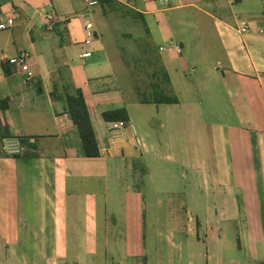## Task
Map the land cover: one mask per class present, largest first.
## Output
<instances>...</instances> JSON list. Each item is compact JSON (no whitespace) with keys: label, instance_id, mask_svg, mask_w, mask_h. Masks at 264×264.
I'll return each instance as SVG.
<instances>
[{"label":"crops","instance_id":"crops-1","mask_svg":"<svg viewBox=\"0 0 264 264\" xmlns=\"http://www.w3.org/2000/svg\"><path fill=\"white\" fill-rule=\"evenodd\" d=\"M117 1L0 0V23L14 18L0 29V264H261L264 0ZM22 51L31 75L8 62ZM78 88L99 156L67 109ZM155 88L178 101H143ZM115 108L129 119L113 144ZM152 156L178 158L188 189L151 257Z\"/></svg>","mask_w":264,"mask_h":264},{"label":"rangeland","instance_id":"rangeland-1","mask_svg":"<svg viewBox=\"0 0 264 264\" xmlns=\"http://www.w3.org/2000/svg\"><path fill=\"white\" fill-rule=\"evenodd\" d=\"M126 25L121 26L123 32L125 33L127 31H130L131 28L129 25ZM132 31L135 32L134 30ZM124 40L125 39H123L122 41ZM145 73L146 72H137V75L140 76L141 79L149 81V78H151V72H147L148 76H146ZM6 145V142L0 141V148H2L4 151L10 149L8 147H5ZM165 151L166 150L164 149L163 153ZM149 166L152 168L151 172H153L151 173L152 178L150 180V184H148V188L151 194H153L154 199H157V197L159 196L162 199V202L159 206L156 204H153L152 206L148 205L147 210L146 243L149 253H151L152 257L155 255L156 247H162L166 243L165 237L167 233H169L167 232V228L170 227L169 217L172 216L173 212H177L176 214L179 215L180 212L178 211L182 210L183 208L181 204L178 205V199L171 200L172 192L178 191L176 189L180 190V188H183L184 184L186 185V189H188V185L187 181L185 182L183 179L179 178L180 173L178 158H175L173 161L168 162V160L166 161L163 158L158 159L157 157L152 156L149 159ZM153 184H155L154 188L150 186ZM159 191L160 193H158ZM194 220L196 219L194 218ZM199 223L202 224L201 221H199ZM224 230L226 234L224 239L226 240L227 245H232L231 240H233V235L229 233V229H227L226 226L224 227ZM200 244L202 243L200 242ZM165 251L160 250L159 252L161 254L165 253V255L167 256V253ZM175 256V259L170 264H188V257L186 256V254H183L180 258L177 253L175 254Z\"/></svg>","mask_w":264,"mask_h":264},{"label":"trees","instance_id":"trees-1","mask_svg":"<svg viewBox=\"0 0 264 264\" xmlns=\"http://www.w3.org/2000/svg\"><path fill=\"white\" fill-rule=\"evenodd\" d=\"M101 4L110 6L121 5L117 0H100ZM167 77V74H166ZM145 102L174 103L178 98L172 93H167L162 89L155 88L152 92L140 93ZM67 109L72 121L80 135L84 156H99L101 154L96 133L91 121L90 110L86 103L83 91L78 88L73 93L67 94ZM103 117L108 121L124 120L128 121L129 114L126 108H115L103 112ZM25 142V140H23ZM261 264H264L262 262Z\"/></svg>","mask_w":264,"mask_h":264},{"label":"built area","instance_id":"built-area-1","mask_svg":"<svg viewBox=\"0 0 264 264\" xmlns=\"http://www.w3.org/2000/svg\"><path fill=\"white\" fill-rule=\"evenodd\" d=\"M86 1H87L88 6H95L99 3V0H86ZM13 24H14V18L9 17L5 22L0 23V29H5ZM246 29H247V26H244L243 30H246ZM85 31H86L85 43H90L91 39L95 37V34H96L95 23L91 20H88L85 24ZM91 53H92L91 51H85L82 53V56L88 57L91 55ZM28 61H29V54L25 51H22L19 54L8 58L9 64L15 65L19 67L22 71L28 72L31 75L32 73H31L30 65ZM126 125H127V122L124 120L112 121V126L110 130L111 143L114 144L117 141V139L120 136L119 130L125 127Z\"/></svg>","mask_w":264,"mask_h":264},{"label":"water","instance_id":"water-1","mask_svg":"<svg viewBox=\"0 0 264 264\" xmlns=\"http://www.w3.org/2000/svg\"><path fill=\"white\" fill-rule=\"evenodd\" d=\"M121 154H123V153L121 152Z\"/></svg>","mask_w":264,"mask_h":264}]
</instances>
